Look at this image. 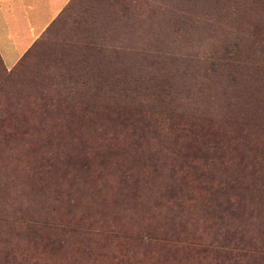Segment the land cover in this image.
Returning a JSON list of instances; mask_svg holds the SVG:
<instances>
[{
	"label": "rangeland",
	"instance_id": "1",
	"mask_svg": "<svg viewBox=\"0 0 264 264\" xmlns=\"http://www.w3.org/2000/svg\"><path fill=\"white\" fill-rule=\"evenodd\" d=\"M39 6L34 31L46 15ZM19 59L8 74L0 58V102L36 98L37 83L62 94L77 87L67 76L79 67L105 81L57 145L39 146L40 133L15 124L0 143V264H227L185 245L223 248L218 231L233 238L225 249L264 264V0H71ZM161 144L155 155L166 163L173 147H204L195 161L209 188L192 182L194 198L175 189L168 200L170 181L150 167L138 188L119 182L125 168L115 161L131 164ZM109 146L117 154L100 165L93 154ZM117 245L133 257L121 261Z\"/></svg>",
	"mask_w": 264,
	"mask_h": 264
},
{
	"label": "trees",
	"instance_id": "2",
	"mask_svg": "<svg viewBox=\"0 0 264 264\" xmlns=\"http://www.w3.org/2000/svg\"><path fill=\"white\" fill-rule=\"evenodd\" d=\"M70 4H71V0H68L65 3V5L60 9V11L56 14V16L46 25V27L42 32H44L45 34L50 33L53 25L60 18V13L62 14V12L70 8ZM37 38L35 40H37ZM35 40L33 42H35ZM29 47L24 51V53L20 56V58L27 52ZM20 61L21 59H18L15 62L13 67H11V69L8 70V74L19 70V68L21 67ZM75 75L76 78L67 76V79L69 82H72L74 85H77V87L72 86L70 88H67V91L66 92L63 91L62 94L60 93L59 89H54V92H52L53 90V88L51 87L52 83L49 84L37 83L36 85L33 86L34 91L37 94L36 98L29 99V98H23L17 96L11 100L7 99L1 101L0 102V143H6L10 141V139L15 134L14 132H11L10 128L13 126V124H15L20 126L21 129L23 130L28 131L33 129L36 132L40 133V135L37 136L38 138L35 140L36 144H38L39 146L52 147L54 142H57L56 143L57 145L58 141H60V136L58 135V132L67 130L72 125L81 122V120L85 118L86 113L90 111V103L92 99L94 97L98 98L97 96H100L101 92L104 91L103 85L105 78L103 77L101 71L99 72L98 70H96V74H94L91 70H85L84 67H79L75 71ZM165 84L166 83L164 81H161L160 79L157 78L156 85L159 91H163ZM143 87L150 88V86H148V84L146 85L145 83L143 84ZM64 89H66L65 86H63V90ZM160 93L162 92H159V94ZM72 101L78 103L80 115L74 114L73 112L74 107L77 104ZM23 107H30L33 113H30L28 115L22 114L20 110ZM147 125L148 127H154L153 124L149 122H147ZM140 135L142 136L144 134L140 133L137 135V137H140ZM160 146L161 147L158 151L152 152L150 155H148V157L144 156V157H138V159H133L131 164L130 161H127L125 163H121V162L119 163L115 161L113 165H115L117 168H119L120 166L125 168L123 172L120 171L121 180H119V182L121 181V183H125L129 181L130 182L129 187L131 189L138 188L141 185L139 180L144 179L142 170L145 169V167H150V174H152L151 177L156 178V175L163 174L164 176H166V179L170 181L163 186L164 191L170 193L169 196H167L164 193L167 196L168 200L175 198L174 196L176 192L175 189H177V191H181V190L185 192L187 191L190 195L189 199L194 198L195 195L194 191L199 188L197 186L190 185V183L192 182L195 183L200 182L203 185V190H207L209 188L206 187V184L205 185L203 184V182H206L207 180L210 181L209 175H206L207 172H201L199 167L196 165V161H195V159L197 160L198 158L204 159L202 158V154H200L201 150H203L204 147L202 148L192 147L190 148L191 152H187L185 150V147L184 146L182 147L181 145L178 148L173 147L170 150V153H172L171 154L172 156L170 157V161L166 163V158L162 159L160 157H157V155H155V153L161 152L162 151L161 149L166 148V146H163L162 144ZM116 148L117 147L114 148V146H109L105 150L102 149L101 152L96 151L93 154V157L97 156L100 165H102L103 163H109L110 159L107 160V158L110 156L113 157L114 155L117 154ZM119 156L120 155H117L116 159H120ZM83 158H86V156H84ZM139 159H141V162L139 161ZM177 159H181L182 161L178 162ZM146 160H148V162ZM135 161H137L138 164H135ZM177 163H179V165L178 168L176 169L175 167L177 166ZM262 175L264 177V173ZM148 180L149 178H147L145 181L147 182ZM164 194L162 193L159 197L162 198L165 197ZM224 216L226 218V215L222 212V215L218 216V218H223ZM168 219L170 221V225L175 224V219L173 217H169ZM227 219H231V216H229ZM178 220L181 221V218H179ZM75 230L76 229L73 228V232ZM152 230H154V228H152ZM114 232H116L114 229H111L110 232L105 231L106 236L109 234H111L112 236L114 235ZM116 233H119L121 239L130 237V235L128 233H125L124 230H122L121 228H119L118 232ZM27 234L32 235L31 236L32 240H34L37 237L39 238V236L32 230L27 231ZM94 234L97 235L100 234V232H94ZM212 239L214 241H217L219 239L224 241V245H220L223 248L212 250L210 248H207L209 247L207 245L203 246L199 244H194L192 242L185 243V245L187 247H191L192 249H194L196 256L204 257L206 253L211 250L216 253L213 259H220L222 262L226 261L227 264H246L245 259H243V257L246 255L245 253L233 252L230 249L228 250L224 248V246H229L230 241L233 240V238H230L226 232L218 231L217 233L213 234ZM237 241H241V239L238 238ZM117 253L121 261L123 258H126L128 260V258L133 257L130 254L128 255L129 250L125 246L124 249H122L120 245H117ZM6 256L7 255H5V257ZM25 264H39V263L26 261ZM40 264H47V263H40ZM214 264H218V262H215Z\"/></svg>",
	"mask_w": 264,
	"mask_h": 264
},
{
	"label": "crops",
	"instance_id": "3",
	"mask_svg": "<svg viewBox=\"0 0 264 264\" xmlns=\"http://www.w3.org/2000/svg\"><path fill=\"white\" fill-rule=\"evenodd\" d=\"M25 0H0V58L4 64L7 59L10 68L20 58L24 51L40 35L46 25L56 16L68 0H27L30 5L25 6ZM45 8V16L37 29H32V23L38 18L36 15ZM42 11V12H43ZM28 12L32 17L27 18ZM23 38H27L26 41ZM22 47L18 48V46ZM11 53H15L10 58Z\"/></svg>",
	"mask_w": 264,
	"mask_h": 264
}]
</instances>
